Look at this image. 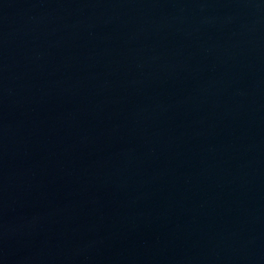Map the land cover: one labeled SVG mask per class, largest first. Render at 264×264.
I'll return each mask as SVG.
<instances>
[{"label":"water","instance_id":"water-1","mask_svg":"<svg viewBox=\"0 0 264 264\" xmlns=\"http://www.w3.org/2000/svg\"><path fill=\"white\" fill-rule=\"evenodd\" d=\"M0 264H264V0H0Z\"/></svg>","mask_w":264,"mask_h":264}]
</instances>
